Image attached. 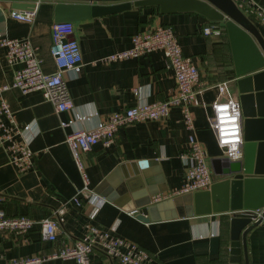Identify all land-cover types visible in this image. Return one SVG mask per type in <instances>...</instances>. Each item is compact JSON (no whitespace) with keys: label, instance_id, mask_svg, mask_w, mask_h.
I'll return each instance as SVG.
<instances>
[{"label":"crops","instance_id":"0c3cea01","mask_svg":"<svg viewBox=\"0 0 264 264\" xmlns=\"http://www.w3.org/2000/svg\"><path fill=\"white\" fill-rule=\"evenodd\" d=\"M57 1L37 0L33 18L24 21L9 15V0H0V31L10 37L28 38L46 72L56 69L50 46ZM254 1L264 8V0ZM246 16L264 39V26L254 15ZM73 23L83 64L76 75L65 72L72 99V107L65 111H58L40 90L22 92L12 85L18 64L7 61L5 47L0 45V96L8 102L16 124L29 123L36 130L32 138L29 130L14 134L18 140L29 139L34 152L33 166L25 170L9 161L6 148L9 140L0 141V209L10 216L26 215L34 220L25 232L0 229L1 261L42 254V264H76L73 257L58 252L72 246L94 225L148 250L152 254L149 264H244L243 247L241 261L230 259L231 212L171 216L173 210L162 207L156 213L157 219L144 221L133 209L124 208L133 200L130 191H122L119 185L127 180L133 186L144 184L145 194L150 193L149 189L162 192L179 187L190 133L203 144L209 163L211 158L223 155L209 117L211 104L218 97L217 83L228 80L237 96L224 21L210 20L196 11L161 12L158 5H141ZM160 23L173 28L183 54L190 56L200 71L199 85L203 88L190 105L193 128L185 125L179 106H173L165 118L136 120L119 126L108 146L96 143L80 151L90 192L87 197L78 194L84 182L65 141L67 134L77 128H91L112 111L165 98L174 88L172 69L160 49L116 61L101 59L129 47L133 33ZM209 23L214 24L212 32L204 34L202 27ZM3 85L7 87L2 88ZM77 114L85 118L78 119ZM69 118H74L72 124H61ZM11 125L5 114L0 115V136ZM217 178L214 175V180ZM76 195L79 203L74 199ZM45 217L57 221L54 241L41 237L40 220ZM246 255L248 264H264V217L246 233ZM89 263L123 264L101 248L89 253Z\"/></svg>","mask_w":264,"mask_h":264},{"label":"built area","instance_id":"2783aa9c","mask_svg":"<svg viewBox=\"0 0 264 264\" xmlns=\"http://www.w3.org/2000/svg\"><path fill=\"white\" fill-rule=\"evenodd\" d=\"M234 2L245 15H254L264 26V8L262 6L254 0H234ZM8 13L19 20L30 21L34 11L10 8ZM213 26V23L204 25L203 33H211ZM51 36L50 51L56 64V69L52 72H46L41 68V60L37 56L36 48L28 38L10 37L0 31V45L5 47L7 61L10 64H18L14 69L12 85L22 92L40 90L43 97L52 101L58 111H65L72 107L65 72L78 74L83 64L82 55L78 40L74 36L73 21H53ZM156 49L164 52L166 63L172 69L175 80L174 88L167 97L151 102H138L112 111L100 118L91 128H77L67 134L65 141L84 182L78 194L87 197L90 192L80 151L88 150L96 143L108 146L114 141L119 126L136 120L162 119L168 116L173 106H179L185 125L190 129L193 128L190 105L195 94L203 88L202 85H199L200 71L192 58L183 54L177 36L170 25L160 23L139 30L132 34L129 47L111 52L101 59L116 61L146 55ZM228 84V80H223L216 85L218 97L211 104L212 114L209 117V123L223 155L231 160H236L243 155V116L240 100L238 97L232 96ZM6 87V85L2 86V88ZM2 114H5L12 122V125L6 128V132L0 136V141L9 140L6 145L9 151V161L19 170L31 168L34 152L29 147V139L18 140L14 134L29 130L30 138H32L36 130H32L29 123L22 126L16 124L8 102L0 96V115ZM76 118L83 119L85 116L77 114ZM73 120L74 118H69L61 121V124H72ZM184 157L186 166L181 185L169 191L153 194L151 201H159L176 194L209 188L214 180L213 169L203 144L194 133H190L188 136ZM78 196L76 195L74 199L79 203ZM256 212L259 215L260 210H256ZM33 222L34 220L26 215L10 216L0 209V229L8 228L25 232L33 225ZM40 233L42 239L54 241L58 234L57 221L53 217L41 219ZM95 248L103 249L108 255L117 258L123 264H149L152 260V254L139 244L94 225H90L84 235L77 239L72 246L63 247L58 254L73 257L76 264H90L89 253ZM43 259L42 254H35L1 261L0 253V264H42Z\"/></svg>","mask_w":264,"mask_h":264},{"label":"water","instance_id":"95a60500","mask_svg":"<svg viewBox=\"0 0 264 264\" xmlns=\"http://www.w3.org/2000/svg\"><path fill=\"white\" fill-rule=\"evenodd\" d=\"M92 1L58 0L54 4V20L75 21L141 5H158L161 12L196 11L210 20L224 21L242 108V157L211 158L213 173L218 178L209 188L176 194L163 201L151 202L150 194L160 189H149L150 193L145 194L144 184L133 186L127 180L119 185L122 191H130L133 200L124 208L133 209L144 221L157 219L156 213L162 207L172 209L171 216L231 212L230 259L241 261L243 247L244 264H248L246 233L264 217V39L258 28L234 0H119L110 4ZM36 5L37 0H9L11 8L24 11H34ZM96 191L101 193L99 189ZM256 210H260L259 215Z\"/></svg>","mask_w":264,"mask_h":264},{"label":"rangeland","instance_id":"374dc122","mask_svg":"<svg viewBox=\"0 0 264 264\" xmlns=\"http://www.w3.org/2000/svg\"><path fill=\"white\" fill-rule=\"evenodd\" d=\"M228 88H229V90H230V92H231L232 96H233V97H237V96H236V94L233 92V90H232V88H231V85H230V84H228Z\"/></svg>","mask_w":264,"mask_h":264}]
</instances>
